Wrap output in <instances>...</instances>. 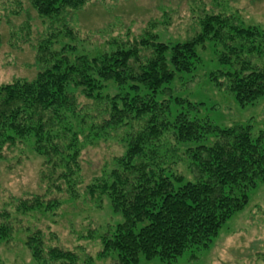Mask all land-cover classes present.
<instances>
[{
	"label": "trees",
	"instance_id": "1",
	"mask_svg": "<svg viewBox=\"0 0 264 264\" xmlns=\"http://www.w3.org/2000/svg\"><path fill=\"white\" fill-rule=\"evenodd\" d=\"M88 1L6 0L17 9L27 2L51 23L48 39L34 48L35 77L0 83V159L30 141L31 151L43 158L41 180L49 190L75 198L83 150L123 130L122 155L85 186L90 199L106 198L122 218L102 238L99 257L114 253L116 264H138L140 257L172 263L187 250L207 249L247 205L250 191L264 183V130L253 138L250 125L222 129L190 117L197 105L158 96L194 71L200 63L198 48L213 42L222 49L216 54L218 63L228 69L211 73L210 80L219 88L225 81L240 107L252 105L264 96V35L242 27L233 16L207 13L198 32L173 45L158 42L147 29L127 47L94 56L74 55L71 45L54 49L56 31L63 29L66 37L72 31L67 24L53 29L52 20ZM109 84L119 92L106 93ZM80 97L97 106L82 103ZM172 106L186 109L174 113ZM168 133L179 145L200 143L183 152L191 179L173 168L180 155L163 145L161 137ZM12 205V211L0 209V241L12 235L19 217L47 213L59 201L34 194ZM41 236L35 230L26 242L34 245V259L42 260L46 252L53 262L75 264L73 252L43 249Z\"/></svg>",
	"mask_w": 264,
	"mask_h": 264
},
{
	"label": "rangeland",
	"instance_id": "2",
	"mask_svg": "<svg viewBox=\"0 0 264 264\" xmlns=\"http://www.w3.org/2000/svg\"><path fill=\"white\" fill-rule=\"evenodd\" d=\"M207 13L233 16L242 27L256 28L264 35V0H89L83 8L67 11L52 20L53 29L67 24L72 36L66 37L60 29L51 43L54 49L71 45L75 48L74 55L94 56L127 47L125 44L149 29L158 42L173 45L198 32L199 21ZM50 23L49 19L39 18L27 2L17 9V5L11 7L6 0H0V83L35 77L38 67L34 48L48 39ZM221 50L213 42L199 47L200 63L195 70L183 75L181 80L176 79L167 87V95L159 94V100L184 99L197 105L190 110V117L222 129L250 125L254 138L264 130V96L252 105L240 107L225 81L224 87L219 88L210 80L211 73L228 69L216 59ZM118 92L112 84L106 89L111 96ZM80 101L93 104L94 109L97 106L82 97ZM184 107L172 106V109L176 113L185 111ZM122 131L111 133L83 150L82 181L76 187L75 198L64 191L49 190L41 180L43 158L31 151L30 141L5 152L0 159V209L12 211L13 200L34 194H46L49 199H57L59 205L47 213L19 217L12 235L0 241V264H62L51 261L46 252L40 261L33 258L34 245L30 247L26 242L35 230L42 233L39 239L43 249L57 247L73 252L77 258L75 264H116L114 253L104 258L99 253L102 238L122 218L112 212L106 198L90 199L85 186L103 170H108L114 157L122 155ZM161 140L166 148L179 151L180 161L173 167L175 171L191 179L183 152L200 143L179 145L170 133L164 134ZM212 141L211 137L205 144L210 145ZM138 264H264V183L250 191L247 205L227 221L207 249L187 250L172 263L140 257Z\"/></svg>",
	"mask_w": 264,
	"mask_h": 264
}]
</instances>
